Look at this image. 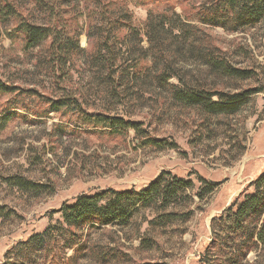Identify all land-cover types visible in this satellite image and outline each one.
<instances>
[{"label":"rangeland","instance_id":"rangeland-1","mask_svg":"<svg viewBox=\"0 0 264 264\" xmlns=\"http://www.w3.org/2000/svg\"><path fill=\"white\" fill-rule=\"evenodd\" d=\"M212 1L0 0L19 13L0 21V78L15 87L0 93V262L14 257L19 242L60 225V209L80 195L108 189L141 192L163 174L170 185L176 179L188 183L177 186L173 202L164 207L161 197L141 201L126 223L86 227L83 251L55 249L57 260L201 264L205 257L206 264L231 263L240 234L233 237L235 216L229 209L254 190L252 182L264 172V19L238 29L205 23L201 7ZM162 14L170 17L169 31L182 29L185 35L168 39L162 49L151 48L147 22ZM123 17L136 30V41L141 39L130 50L128 28L112 20ZM24 22L50 28L52 34L28 48L20 28ZM107 35L117 52L115 77L142 58L113 86L107 70L92 61ZM56 36L78 44L66 64L58 55L49 63ZM210 57H222L250 74L224 75L210 66ZM166 67L174 76L165 84L156 75ZM172 85L185 91L257 92L235 113L210 114L178 100ZM66 95L76 100V110L53 109L51 101ZM85 111L141 122L149 136L175 146L145 143L135 130L97 124L85 118ZM16 177L38 187L22 189ZM217 235L220 242L214 241ZM245 250L242 264H264L263 244ZM52 257V250L44 251L34 262Z\"/></svg>","mask_w":264,"mask_h":264},{"label":"trees","instance_id":"trees-1","mask_svg":"<svg viewBox=\"0 0 264 264\" xmlns=\"http://www.w3.org/2000/svg\"><path fill=\"white\" fill-rule=\"evenodd\" d=\"M101 13L102 11L99 14L102 15ZM200 14V19L203 22L212 25H220L222 27L234 26L233 29H238L241 26H253L264 19V0H213L211 3H204L202 5ZM13 17H19L17 9L9 3L4 4L0 2V21L6 22L7 19ZM169 18L166 14L157 17L156 19L158 20H155L152 16L149 17L146 35L148 36L151 48L158 49L163 45L166 47L165 43L168 39L174 41V37L185 35L182 29H178V33L172 30L169 31V28H167ZM101 20L103 22L106 19L101 18ZM112 20L115 26L118 27L120 24L128 28L129 33L126 38L128 39L129 45L132 43L133 45L141 43V39L138 42L136 41V30L131 25L123 23L126 21L124 17L122 21L116 20L115 18H112ZM105 23L107 24V21ZM95 26L97 27V24ZM20 28L26 33V46L28 48H34L40 45L52 34L50 28L40 27L26 22L22 23ZM103 30L101 29V31ZM109 37L107 35V39L105 40H103L104 37L101 38L102 40L100 42H102L103 47L98 49L97 52L95 51L92 61L99 63L107 70L106 79L113 86L116 79L122 81L124 76L128 77L129 69L137 68L139 66V60L141 61L142 58H138L133 65L131 64L127 68L120 70L119 74L115 77L118 69H113V64L117 58V52L112 49L113 46L109 43ZM49 47L53 51V58L49 60V63H52L55 58L54 56L58 55L59 62L63 64V61H66V64L71 50L77 48L78 44L69 39L64 42L62 38L56 36L52 38ZM131 47L132 45H130L129 50ZM122 48L120 49V54L124 55ZM104 50L106 53H104ZM209 60L208 63L210 66L224 75L247 78L250 74L248 70L233 67L222 57H210ZM118 66L120 67L121 64ZM159 72L160 74H157L156 77L165 84L169 78L174 76L173 74L167 73L168 67ZM172 87L176 91L175 97L178 100L190 106L203 107L210 114L235 113L243 106L249 96L257 92L255 89H248L238 93H226L224 91H210L205 88L185 91L178 89L175 85H172ZM14 89L15 87L8 85L0 78V93L10 92ZM214 96H218V100L214 101ZM74 103H77L76 100L66 95L58 100L51 101V106L55 110L62 108L76 110ZM85 118L91 119L97 124L115 129L131 128L145 138V143H151L160 148L175 146V143L169 145L171 143H167L163 139L152 138L143 129L141 122L126 120L121 115H109L103 112L91 114L85 111ZM14 181L22 189L38 187L33 182L22 177H16ZM176 182L175 185L164 182V176L162 174L151 182L148 188L143 189L141 192H136L132 189H108L100 193L80 195L72 203H66L62 206L60 209L62 217L60 225H49L44 231L35 233L28 239L19 242L12 250L15 251V254H13L14 257H10L9 254V258L6 261L0 262V264H36L34 260H36L37 256L49 250L53 251L52 259L48 261L41 259L42 263L40 264H66L64 261L57 260L59 256L54 252L55 249H59L61 253L64 252L63 250L65 248H75L77 252L83 251L85 248L83 231H85L86 227L93 228L102 225L119 224L120 222L126 223L132 215V210L141 201H154V199H160L161 197L163 206L166 207L170 204L169 202L174 201L175 196H178L177 186H183L181 188L188 186V183L180 179H176ZM216 186L217 184L210 186L208 192H212ZM251 186L254 187V190L246 194L242 201L229 209L233 213V216H235L234 227L231 228H234L235 232L233 237L239 236L240 234L239 239L236 240V254L230 259V264H242V258L245 257V249L247 247H252L253 245L257 247L259 244L264 245V219H262L264 216V172L252 182ZM235 207L236 209L234 211ZM170 215L176 216L177 214L170 213ZM56 230H59V233H56ZM219 240L220 235H217V239L215 238L214 241L220 242ZM206 263L207 260L204 257L201 264Z\"/></svg>","mask_w":264,"mask_h":264}]
</instances>
